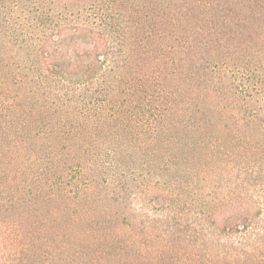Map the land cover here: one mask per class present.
<instances>
[{"label": "trees", "instance_id": "trees-1", "mask_svg": "<svg viewBox=\"0 0 264 264\" xmlns=\"http://www.w3.org/2000/svg\"><path fill=\"white\" fill-rule=\"evenodd\" d=\"M0 264H264V0H0Z\"/></svg>", "mask_w": 264, "mask_h": 264}]
</instances>
